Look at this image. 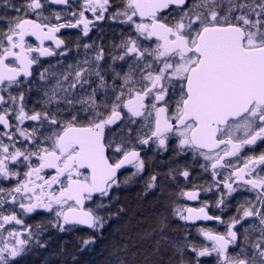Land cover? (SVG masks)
<instances>
[{"label":"snow or ice","instance_id":"1","mask_svg":"<svg viewBox=\"0 0 264 264\" xmlns=\"http://www.w3.org/2000/svg\"><path fill=\"white\" fill-rule=\"evenodd\" d=\"M45 3L67 6L69 0H28L22 6L23 15L0 16L6 24V29H0V180L15 181L13 187L0 186V208L11 202L25 214L53 213L61 232L66 225L102 230L105 217L85 209V202L95 197L101 201L98 209L106 207L103 201L111 199L113 188L143 172L145 161L137 146L153 141L166 150L169 137H177L179 151H192L210 162L214 178L220 175L218 169H233L217 182L227 191L216 207H227L225 197L245 187L256 193V202L246 201L247 207L241 204L239 219L230 218L224 234L200 228L211 243L199 247L186 239L171 242L161 218L140 237H158L152 249L159 257L154 264H164L161 254L168 251L172 253L169 264L173 257L174 264H201V258L214 254L216 264H264V153L247 156L242 167L226 159L238 158L245 147L264 142V0H122L110 18L134 26L137 38L129 36L114 45L120 53L111 55L106 69L100 63L104 60L101 47L91 60L69 65L70 71H40L39 80L45 83L37 89V110L26 108L25 90H33L29 78L40 58L57 54L44 46L45 41L59 49L64 40L56 34L64 28H80L88 36L90 26L114 7L112 0H83L79 12L67 13L74 20L51 24L41 11ZM7 6L21 12L20 7ZM86 12L92 13V19ZM29 13L37 18H28ZM53 17L62 19L60 12ZM27 37H35L39 45L34 47ZM141 37H154L155 47H142ZM83 47L87 50L92 45ZM117 62H124L126 68L118 69ZM121 109H126L132 124L136 118H153L151 126L142 125L149 130L137 137L136 145L130 138L131 128L129 138H121L120 143L106 138V129L124 118ZM27 121L32 124L24 127ZM129 165L136 171L121 182L118 173ZM180 174L187 178L189 171ZM156 180L155 174L149 177L145 194L156 188ZM182 194L190 200L199 197L195 190ZM208 207L205 203L189 208L187 215L180 213L181 218L223 223L219 215L208 213ZM246 218L258 221L259 227L251 231L259 235L253 239L250 229H244L243 243H250V249L241 246L238 253L230 252L240 239L234 229ZM23 223L15 211L0 212V230ZM25 227L30 238L32 230ZM7 235L14 239L0 242V264H13L29 244L22 231L7 230ZM94 243V239L83 241L84 246ZM128 250L127 244L118 249ZM188 252L193 254L190 259ZM115 264L128 262L117 256Z\"/></svg>","mask_w":264,"mask_h":264},{"label":"flooded vegetation","instance_id":"2","mask_svg":"<svg viewBox=\"0 0 264 264\" xmlns=\"http://www.w3.org/2000/svg\"><path fill=\"white\" fill-rule=\"evenodd\" d=\"M44 3V0H41ZM28 0H0V16H7L9 18L15 17L17 15H23V5H26ZM83 3V0H69V4L65 5H55L45 3L44 8L41 10L43 16L48 17V22L51 24H57L60 22H67L69 19H75L70 17L67 13L79 12L80 5ZM114 5L113 8H110L107 13L104 14V19L95 21L93 25L90 26L91 30L88 36H83L80 28L64 31L59 34L57 37L64 40V47L56 49L54 43L45 42V47H51L57 53L54 56L47 58L41 57L38 64L34 65L32 72L33 75L29 78L32 91L28 92L25 90V106L26 108L35 107L37 110H40V105L37 101L40 99V92L37 89L45 83L39 80V72L44 69H48L49 72H58L63 73L70 71L69 65H76L82 63L85 59L91 60L99 48H103L104 51V60L101 61V66L103 68H108L111 64V55H118L120 49L114 47V45H119L123 39L131 36L133 39L137 38V33L135 32L134 26L129 23H121L120 19L113 20L110 18L112 12L117 10L122 5V0H112ZM11 4L16 7L21 8V12L17 13L12 7L7 5ZM55 12L61 13V21H56L53 17ZM85 15L92 19V13L86 12ZM28 18L36 19L34 13H29ZM139 22V19L137 18ZM0 29H6V24L3 21H0ZM27 42L32 44L34 47L38 46L39 43L33 38H27ZM138 43L142 47H155V38L151 40H145L142 37L138 39ZM85 44H90L92 47L85 49L83 46ZM66 51V55H60V52ZM35 55V54H34ZM127 59V58H126ZM130 62V61H128ZM123 66L126 68L124 62H117L116 67L119 69ZM21 79H24L23 77ZM109 82H111V77L109 74ZM13 94H16V90L13 89ZM111 96V93H109ZM99 98V97H98ZM122 113H125L124 118L117 123L113 128L110 127L106 129L105 135L106 138L113 139L116 143L121 142V138H129L128 129L131 128L130 138L134 145L137 144V137L147 134L148 127H143L142 125L147 123L151 126L152 117H149L147 121H144L143 118H136V123L132 124L128 121L126 115V109H121ZM171 111V110H170ZM11 119V118H10ZM32 124L31 121H27L24 127H28ZM0 131H3L0 127ZM7 142V141H6ZM137 150L140 152L141 158L145 161V167L140 177V181L145 182L148 176H151L156 170L158 172L167 170L171 174L168 178L170 181L172 190L175 192V199L171 206V220L174 228L179 230L176 234L179 236L180 242H184L185 239L192 245L202 246L210 245L203 234L200 233L199 229L204 228L218 234H224L228 227V222L230 218L239 219L241 213H238L237 209L241 204H245L246 201H252L255 203L256 193L254 191H248L247 188H238V190L231 194V196L225 197V203L227 207H216V202L220 198L221 194L225 193L227 190L224 188L223 184H220L217 187V182L224 180L233 169H218L220 173L218 177L212 176V170L210 162L205 161L203 157L194 154L192 151L184 150L180 152L178 149V138L169 137L167 142L166 150L159 148L156 143L150 141L148 145L137 146ZM264 153V142H258L255 146L245 147L239 157L226 158L230 159L233 164L237 167L243 166V159L247 158L249 155L258 156L259 154ZM109 155L111 157V150H109ZM202 165L207 167H202ZM133 167L131 166L125 173L120 177L128 173ZM184 170L189 171V176L187 178L183 177L180 173ZM259 170V169H258ZM156 188L148 191L154 192L158 190V186L161 184L160 175H156ZM119 177V178H120ZM118 178V179H119ZM232 180H229V183H232ZM15 185V181H3L0 180V186L4 188H10ZM233 187H238L237 183H233ZM211 188V191L206 189ZM199 191V197L196 200H190L186 195L182 193H187L190 191ZM110 202V201H109ZM101 203L97 198H93L92 201H86L85 209L92 208L95 212L102 216V213L106 209L107 213L110 212V207L108 205V199H104L103 203L106 207L98 209L97 204ZM205 203L209 205L207 211L210 215L221 217L223 221L215 220H192L187 221L181 218L180 213L187 215V209L189 208H199ZM179 209V213L177 210ZM15 211L18 218L23 220L22 225L8 224L5 226L4 230H0V242H11L14 238L8 237L7 230L22 231L24 236L22 238L29 239V244L25 252L13 262V264H34L37 260L40 259V256L48 252L50 245L55 244L56 242L70 241L73 243H79L81 237L83 239L81 242L87 239H94L95 243L102 240V236L106 233H109L110 230L107 226L102 230L94 229H85L81 226H69L66 225V230L61 232L59 226L56 225V220L53 213H49L44 210H37L30 214L23 213L18 205L12 204L11 202L6 203L0 208V212L4 215L11 214ZM55 225V226H54ZM30 227L33 235L29 238L26 227ZM253 227L258 228V221L255 218H246L242 220L241 223L237 224L235 231H237L240 239L237 241L238 247L235 249L230 248V252L235 251L239 252L240 247H246L250 249L249 245H244L243 243V232L244 229H250V236L255 238L258 236V232H252ZM70 229V230H69ZM109 230V231H108ZM94 243V244H95ZM251 252L249 251V255ZM192 253L188 252L187 258L192 257ZM201 264H216L215 254L212 257H203L201 258Z\"/></svg>","mask_w":264,"mask_h":264},{"label":"trees","instance_id":"3","mask_svg":"<svg viewBox=\"0 0 264 264\" xmlns=\"http://www.w3.org/2000/svg\"><path fill=\"white\" fill-rule=\"evenodd\" d=\"M154 173L160 175L162 180L157 187L158 190L145 194L146 181L141 183L138 178L121 185L111 199L108 198L110 212L107 213L105 209L102 216L105 217L104 228L108 226L110 232L102 236L103 241L98 240L97 243L88 245L91 248L86 250V254L80 256L78 253L79 248L85 247L81 242L83 237L79 243L58 241L50 245L48 252L41 255L34 264H115L117 256L125 259L128 264H154L159 257L153 254L152 249L158 237L155 234L143 240L140 237L156 227L161 218H165L167 225L165 231L169 240L180 242L176 234L179 230L173 227L171 220V206L175 199V192L167 178L170 172L156 170ZM121 208L122 212L119 211ZM125 244L128 245V252L118 251L120 246ZM161 255L164 264H169L172 257L171 251ZM174 261L173 257L172 264Z\"/></svg>","mask_w":264,"mask_h":264},{"label":"rangeland","instance_id":"4","mask_svg":"<svg viewBox=\"0 0 264 264\" xmlns=\"http://www.w3.org/2000/svg\"><path fill=\"white\" fill-rule=\"evenodd\" d=\"M55 73H58V72H55ZM136 170H135V168L133 167L128 173H126L125 175H123L122 177H120L119 178V180L121 181V182H123V180L125 179V177H127V176H130L133 172H135ZM141 175H142V173H140V174H138L137 176H135V177H133L132 178V180L130 181V182H132V181H134V180H136V179H138V178H140L141 177ZM121 185H123V183H121ZM121 185H120V187H121ZM120 187H118V188H113V190H112V194H111V196L120 188ZM106 199H108V198H106ZM93 247V246H92ZM83 249H81V248H79L80 250L78 251V253L80 254V256H83L84 254H86L87 253V249L89 250L90 248H89V246H85V247H82Z\"/></svg>","mask_w":264,"mask_h":264},{"label":"water","instance_id":"5","mask_svg":"<svg viewBox=\"0 0 264 264\" xmlns=\"http://www.w3.org/2000/svg\"><path fill=\"white\" fill-rule=\"evenodd\" d=\"M75 29H78V28H64V29H61L60 30V32L59 33H57L56 35L58 36L59 34H61L62 32H64V31H71V30H75ZM27 38H33V39H35V37H27ZM26 38V39H27ZM36 40V39H35ZM38 42V41H37ZM45 42H52V41H45ZM39 43V42H38ZM52 43H54V42H52ZM62 47H64V44L60 47V48H62ZM59 48V49H60ZM50 57V56H49ZM44 58H47V57H44ZM34 67V66H33ZM33 69V68H32ZM121 121V120H120ZM120 121H118L117 123H119ZM116 123V124H117ZM116 124H114V125H112V126H110L111 128H113ZM131 167V165H129V166H127V167H125V168H123V169H121L120 170V172L118 173V178L123 174V173H125L129 168ZM85 204H86V202H85ZM85 204H84V208H85ZM69 226H73V225H69ZM74 226H81V227H83V228H85V229H91V228H88L86 225H74Z\"/></svg>","mask_w":264,"mask_h":264}]
</instances>
